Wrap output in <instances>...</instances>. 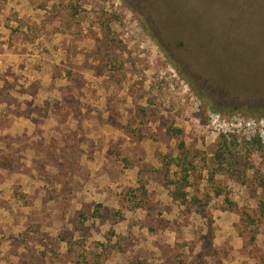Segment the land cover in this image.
I'll use <instances>...</instances> for the list:
<instances>
[{"label": "rangeland", "instance_id": "374dc122", "mask_svg": "<svg viewBox=\"0 0 264 264\" xmlns=\"http://www.w3.org/2000/svg\"><path fill=\"white\" fill-rule=\"evenodd\" d=\"M259 175L264 0H0V264H264Z\"/></svg>", "mask_w": 264, "mask_h": 264}, {"label": "trees", "instance_id": "16d2710c", "mask_svg": "<svg viewBox=\"0 0 264 264\" xmlns=\"http://www.w3.org/2000/svg\"><path fill=\"white\" fill-rule=\"evenodd\" d=\"M176 133H180V131L176 130ZM181 147H182V144H181L180 148ZM224 153L225 152H220L218 155L223 156ZM180 166H181V171H182V177H181L180 181L170 182V184H175V186L179 185V187H177V188L175 187V193H177L175 197L179 198V200L182 199L184 201L185 200V194L179 193L178 189L181 187L184 188L185 186H187L189 175H188V169L184 167V164H180ZM257 182H258V186L261 187V189H262V198L258 203H260L259 208L261 211V213H260L261 217H264V175H259V177L257 178ZM195 200L196 199H194L193 201L195 202Z\"/></svg>", "mask_w": 264, "mask_h": 264}]
</instances>
